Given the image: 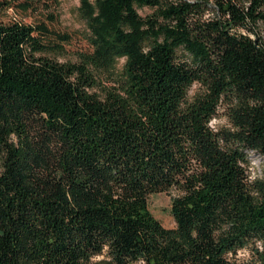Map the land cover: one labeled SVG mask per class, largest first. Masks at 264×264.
I'll list each match as a JSON object with an SVG mask.
<instances>
[{"label": "trees", "instance_id": "1", "mask_svg": "<svg viewBox=\"0 0 264 264\" xmlns=\"http://www.w3.org/2000/svg\"><path fill=\"white\" fill-rule=\"evenodd\" d=\"M80 1L0 0V264H264V0Z\"/></svg>", "mask_w": 264, "mask_h": 264}, {"label": "rangeland", "instance_id": "2", "mask_svg": "<svg viewBox=\"0 0 264 264\" xmlns=\"http://www.w3.org/2000/svg\"><path fill=\"white\" fill-rule=\"evenodd\" d=\"M5 1V0H4ZM9 1V0H8ZM13 6L9 10L5 11L1 17L5 21L18 20L22 22H34L36 20L46 19L49 20L53 28H57L61 31L66 32H79L87 34L86 22L80 15V0H33V5L27 7L24 5V1L11 0ZM193 1V0H191ZM212 4V2H211ZM153 9L149 7L138 8V13L141 16L146 17L151 14ZM51 18L53 22H51ZM241 31L247 32V30L240 29ZM261 36L264 37V28H259ZM74 51H70L66 56H60V60H72L74 59ZM116 68V74L120 73L125 64V59L121 58L118 60ZM212 124L216 128L229 126V120L223 115V112L219 116L215 117ZM250 178H259L264 172V157L257 153H250ZM149 207L150 211L160 220L164 227H174L175 221L171 210V197L169 193H156L150 196ZM241 260L249 259L250 255L248 252L241 251L239 253ZM103 256L95 257L94 260L102 259ZM140 264V263H139Z\"/></svg>", "mask_w": 264, "mask_h": 264}]
</instances>
